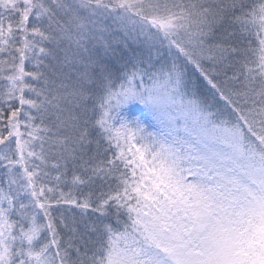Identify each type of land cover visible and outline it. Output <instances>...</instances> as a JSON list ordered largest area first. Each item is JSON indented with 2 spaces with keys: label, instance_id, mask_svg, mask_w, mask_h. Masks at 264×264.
<instances>
[{
  "label": "snow or ice",
  "instance_id": "6c2138e0",
  "mask_svg": "<svg viewBox=\"0 0 264 264\" xmlns=\"http://www.w3.org/2000/svg\"><path fill=\"white\" fill-rule=\"evenodd\" d=\"M0 264H264V0H0Z\"/></svg>",
  "mask_w": 264,
  "mask_h": 264
}]
</instances>
